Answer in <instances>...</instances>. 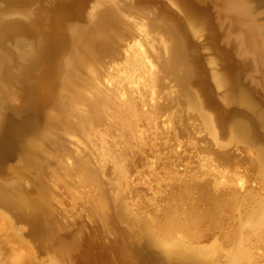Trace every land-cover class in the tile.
I'll return each instance as SVG.
<instances>
[{
    "label": "bare ground",
    "instance_id": "obj_1",
    "mask_svg": "<svg viewBox=\"0 0 264 264\" xmlns=\"http://www.w3.org/2000/svg\"><path fill=\"white\" fill-rule=\"evenodd\" d=\"M85 1L86 0H65L62 3L60 1L59 3L61 5H57L58 7L53 6L51 14H49L50 19L45 29L46 31L43 35L44 38L37 42L35 48V55L37 54L42 62L41 70L36 76H32L29 73V70H31L34 65V61L32 60L34 55L28 62L29 65L22 71L23 76L21 77L23 79L21 80H24L23 82L29 81V83L27 82L28 84L25 85L26 88H22L24 90L22 93L24 100L22 101V97L20 96L18 103L16 101L15 105L13 104L6 107L5 110L0 113V175L3 176L1 179L4 182L3 186H0V204L4 209L9 206L8 197L10 196L9 193H12L14 190V179L18 176L19 178L20 176L25 178L26 174H28V172L30 173V170L36 169L38 171V169L46 165L48 159L45 160L43 158L44 155L42 154L40 140L45 138L51 141L53 138V142L55 141V143H58V138L52 137V134L49 132L52 123H54L55 118H58V116L54 110L53 113L56 115L54 118L50 110H53L52 108L59 109L62 107L61 99L63 98V93H65L63 91L67 90L65 88L68 86H74L77 82L75 78L76 73H74L76 68L81 67L86 69L89 66L85 67L88 64V60L95 59L96 54L100 55L105 53L108 46L107 43L110 40L109 29L117 24V15L113 14V9L110 7L111 5H116L113 1H111V4H108V6L101 8L102 10H98V6H100V4L103 5V0H96L93 5L91 4L92 7L86 14V27L67 24L69 19V16L66 14L67 9H77L71 15L73 18H79L81 15V12H79L80 6L83 5ZM201 1L202 0H170L175 8L177 7L184 12L185 20L184 22H176L174 19L172 20V18H169L171 13L168 15L163 12V18L169 20L165 22L171 24L172 34L169 35H173V37L170 39L171 41L167 40L168 42H165L162 38L160 39V52L164 61L168 63L171 62L173 68V65L177 64V62L185 61L188 50L191 48L189 35L191 34L194 36L197 33L198 27L201 25L207 29L212 43L218 48L217 54L221 57V62L225 67H223V74H211L212 81L217 90H219L218 88H224L227 91V96L224 94L226 96L224 100L228 103V108L231 106L229 105L230 103L236 105V111L228 110L225 111L226 113H222L218 110L217 105L214 107L215 104L213 105L209 99H203L205 102L200 100L197 94H203V96H205L204 90L202 89L203 86L200 87L203 91L196 94L195 99L191 100L192 104H187V106H190L187 108H192L191 114L194 116L193 118H196L198 122L201 123L204 129L203 131H206L205 133L208 135V138L220 149L219 151L221 154L226 158L237 157L235 159L236 161H234L237 163L240 162L242 168L233 165L234 169L229 170L226 169L227 167L225 165H223L222 168H216L213 166V164H216L215 161L210 164L212 167L210 171L208 170L209 176L207 177L211 179V188L214 190L218 189V191L223 190L222 192L217 191L220 195L216 198L214 197L213 202L207 201L208 197L206 196L210 197V195L204 193V191L207 192V189H202L194 183L190 185L191 187L189 186V189L193 188L194 190L189 192L188 195L186 194L188 185L185 189L179 190L178 193H174L173 191L168 192L170 197L166 196L169 199L171 198V202H167L169 199L165 198V196L155 197L151 190L152 203H150L151 207L148 206V212L145 213L147 214V218L144 219L139 218L142 212H140L141 208L135 207L137 204L135 206L133 205L135 208L132 206L133 208L131 207V209L136 211L135 209L138 208L140 210L137 209V211H133V213L129 209L130 206L127 204L117 203L118 192L115 196L100 195L99 198L95 200L96 202L92 207V211H94L95 214H98L102 220L106 221L108 217L104 215V210L113 205L115 207L114 218L127 221L132 226L128 228L130 229L129 231L119 234L120 241L132 247L131 264H264V146H260L262 145L260 143L262 136L260 137V134L258 136L259 131L262 132V134L264 133V101L257 95L256 87L258 85L253 84V86H246L241 83L243 74L250 82L254 81L255 78L261 79V81L264 82V30L255 24L254 21L255 10L259 9L264 11V0H205V3ZM170 2L168 1L169 4H171ZM50 5L52 4L50 3ZM211 8L214 9V12H211ZM157 9L159 8L157 7ZM117 11L119 10L116 8V13H118ZM121 17L122 15L119 16V18ZM119 20L122 21L124 19ZM20 23L10 22L0 27V38L8 37L17 32L27 34V27ZM126 23L129 27L131 26L134 30L130 28L135 32L134 36L131 32V37H133L130 41H127L124 50L122 49L123 55L120 62L114 63V65L111 66L113 69L108 73V78L103 80L102 85L99 83L100 81L94 73L90 72L88 81H90L89 83L92 87V91L88 92L89 96H86L83 100H81L83 96H80V99L76 95L74 96L75 98L77 97L79 101L85 102V104L82 102L80 103L82 105L84 104L83 107L86 105L88 110H84L81 107L79 109H76V107L69 110L71 118L77 125L73 126V124V129L74 127H78L86 134H90L93 130V126H101L102 134L100 137L96 138L100 140V148L103 150L98 161L101 172L105 171L104 164L101 162H104L109 152H113L115 156H119V153L121 154V151H125L126 149L133 154L142 152V146L146 145V141H148L149 137L154 133L153 131H149L155 129V126L158 124L157 120L160 117L158 108V100L160 99L158 98L156 86L157 75L160 74L161 61H158L157 55L155 56L153 54L152 47L149 46L150 38L148 35L150 31L148 32L146 24L141 21H129L128 19H126ZM184 28L187 30L186 33ZM199 30L201 32L202 29H198V31ZM153 37L151 38L153 39ZM170 37L171 36H169V38ZM226 43H231L230 47L226 46ZM69 46L70 48L71 46L73 47L72 52L74 55L70 52L71 49ZM155 49H158L157 46ZM78 51L80 57H74L76 55L75 52ZM156 54H158L157 51ZM5 61V57L0 55V75L7 68ZM194 64H189L188 62L186 67L184 64L182 67L183 69H181L182 76L180 79L178 78L179 81L183 77L187 78L188 81L190 79L193 83H200L199 79L193 75ZM210 65L212 67L215 66L214 63V66L212 64ZM78 73L80 74V71ZM9 75L12 77L11 74ZM182 80L184 81L186 79ZM182 80L178 83H181ZM193 83L191 85H193ZM192 98L194 97L192 96ZM5 99L6 96L0 95V102L4 105H6L4 103V101H6ZM86 106L85 108H87ZM161 108L162 107H160V109ZM209 110L215 111V115L213 113L208 114ZM188 112H186L187 115L189 114ZM23 115L26 116V118H23ZM188 117L189 116H187V118ZM227 117H239L232 125L229 124V126H231V130H229L231 135L229 136L227 146H232L235 150H239V153L235 156L234 153H230V151L225 153V147L220 145L219 135L216 133V129H218V127L222 128ZM189 119L190 117L188 120ZM190 120L194 121L192 118ZM198 122L197 124H199ZM71 123L73 122L70 121V124ZM169 123L171 122L169 121ZM171 128L170 131L175 129ZM37 137H39L40 140H36ZM192 138H194L193 135ZM48 142L46 141V143ZM51 142L49 143L50 145ZM87 142L89 141L87 140ZM50 145H48V147ZM50 147L57 148V146ZM207 148L209 147L207 146ZM209 150H211V148ZM211 151L209 152L211 153ZM209 152L208 154L210 155ZM235 153L237 152L235 151ZM206 156L208 157V155ZM7 159L14 160V164L3 166ZM209 159V161L206 159V162H212L213 159L217 160V156H210ZM150 163L149 161L148 165H150ZM79 164L78 162V165ZM80 167L79 170L83 171L86 176L94 181L95 173L93 169L83 162L80 164ZM149 167L150 166L147 168ZM151 168L153 169V165ZM257 170L261 171L258 172ZM61 171L64 173V170ZM114 171H117L118 181L124 179L122 172L123 168H121V166H117ZM35 173L36 172H34V176ZM65 175L63 174V177ZM143 175L141 177H143ZM190 175H192V173ZM38 177L32 176L29 180L30 183H32L31 190H33L30 193H34L35 198L27 202L37 211L30 220V223L35 226L39 217L47 211L46 188L43 184L38 182ZM114 177H116L115 173ZM187 177H190L189 174ZM118 181H116V186H118ZM252 181L253 183L250 184ZM143 182L144 180L142 183ZM97 184L96 182V185ZM128 184L129 182L127 185ZM180 186L182 187V185ZM222 186L223 188H221ZM246 186H251L253 190L245 189L243 192ZM146 187L148 189L151 188L148 183ZM17 190H19V192L16 191V193L20 194V189ZM72 192H75V190ZM239 193H242V196L239 197ZM215 194L213 196H215ZM19 200L22 199L19 198ZM201 202H203L202 211H200V214L194 216L197 211V209L195 210V206L197 207ZM197 208H199V206ZM2 210L0 209V264H37L38 262H36L37 260L34 254L23 255L21 250L15 252V249L18 248L19 245L22 246L25 245V243L22 241V235H20L21 237L17 235V231H15L17 229L14 230L12 220L10 221L7 213ZM55 228L56 227L52 224L48 229H38V231H42L44 235L43 239H46L51 238ZM43 239L40 242L41 250L46 251V244ZM82 245V243L71 239L59 256L66 259L71 258L72 260V258H74L73 256L76 258L79 252V258H76L77 260L74 264H78V259L81 264L104 263L102 258L99 259L95 253L91 252L92 246L90 244ZM146 255L150 257L149 262L144 261ZM59 256H56V259L58 262H62L63 259L60 260ZM146 257L148 258V256ZM147 258H145V260ZM62 264L64 263L62 262Z\"/></svg>",
    "mask_w": 264,
    "mask_h": 264
},
{
    "label": "rangeland",
    "instance_id": "obj_2",
    "mask_svg": "<svg viewBox=\"0 0 264 264\" xmlns=\"http://www.w3.org/2000/svg\"><path fill=\"white\" fill-rule=\"evenodd\" d=\"M60 1L62 3L65 0H52V1L0 0V14H1L0 27L10 22H18V23L21 22L20 24L26 26L28 29L27 34L23 32H17L9 35L8 37L0 38V55L5 57L6 60L5 62L7 67L6 70L0 75V95L6 96L5 99L6 101H4V103L7 106L2 104V102H0V113L3 112L6 107L11 106L13 104L15 105L16 101L18 103V101L20 100V96L22 97V101L24 100L22 94L24 92L23 89L26 88L25 85L28 84L29 81H27L28 82L27 83V82H23L24 80L23 81L21 80L23 79L21 77L23 76L22 71L25 70L26 66L29 65L28 62L35 55V48L37 42L41 41L44 38L43 35L46 31L45 29L50 19L49 14H51V9L53 8V6L58 7L57 5H61L59 3ZM95 1L96 0H86L84 4L80 6L79 12H81V15L79 18H73L71 15L77 9L76 10L67 9L66 14L67 16H69L67 24L69 25L71 24V26L78 25L80 27H86L87 26L86 14L90 11ZM103 1H104L103 5L100 4L101 7L98 6L99 7L98 10H102L101 8H104L105 6H108V4H111V1H113L117 6H119V7H117L116 5L110 6L113 9V14L117 15L116 18H118V21L117 24L114 25V27L109 29L110 40L107 43L108 46L105 50V53H102L100 55L96 54L95 59L93 58L92 60H88L87 61L88 64L86 63L87 65L85 66L87 67L89 65L86 68L87 70L81 67L76 68L74 73H76L75 78L78 83L76 82L74 86L72 85V87L68 86L67 88H65L67 90L63 91L66 93V95L65 93H63L62 95L63 98L61 99L62 100L61 108L63 110L61 108H59L60 110L58 108H52L53 110H50L52 111L50 113H52V116H54V118L56 116L55 113H53L54 110L56 111V114L58 116V118L57 117L55 118V120L57 121L54 120V123H52V127H50V131H49L52 134V137L54 136V138H58L57 139L58 143H55V141L53 142L52 137H51L52 138L51 141L53 143L50 140H46L45 138L40 140L39 137H37L36 139V140L39 139L41 141L42 154L44 155L43 158L45 160L48 159L46 165L42 166L40 169H38V171L36 169L35 170L29 169L30 173L28 172V174H26V176L30 175L27 176L28 178L26 176L25 178L23 176L22 177L20 176L21 179L19 178V176L16 177L13 181L14 190L12 191V193H9L10 196L8 195L9 206L5 207L4 209L3 206L0 204V209L1 210L3 209L2 211L7 213L10 221L12 220L14 224L13 226L14 230L17 229L15 230L17 231L16 232L17 235L19 236L22 235L23 238L22 241L25 243V245L22 246L19 245L18 248H16L18 250L15 249V252H19L21 250V253L23 255H28L31 253L34 254V256H36V260H37L36 262H38L37 264L40 263L62 264V262L64 264H74L77 260L76 258H79V252L78 255H76V258L75 256H73L74 258H72V260L71 258L66 259V258H61L59 256V254L62 253L63 249L67 247L68 242L71 239L76 242L82 243L83 245L90 244L92 246L91 252L95 253L99 259L102 258L104 262L103 264H131L132 247L130 245L127 246L126 243L124 244L122 241H120L119 234H121L122 232L129 231L130 229L128 228L129 227L131 228L132 226L127 221L120 219L118 220L117 218H114L115 207L113 205H111V207H109L108 209L104 210L105 212L104 215L108 217V220L104 221L100 218L98 214H95L94 211H92V207L94 206L93 204L96 202L95 200H97V198H99L100 195L104 194L105 196H115L117 195L118 192L117 200H116L117 203L127 204L128 206H130L129 209L131 210V212L134 211V209L132 210L131 207L137 204V206L135 207L141 208L140 212H142V215H139V218L144 219L147 218L146 217L147 214L145 213L148 212L147 210L148 206L151 207L150 203H152L151 201L152 191L155 197L165 196V198H168L170 197L168 192L173 191L174 193H178L179 190L185 189L188 185V189L186 190V194L188 195L189 192L194 190L193 188L189 189V186L194 183L198 185V187H201L202 189H207L206 190L207 192L204 191V193L210 195V197L206 196L208 197V199L207 198L206 199L209 202H213L214 197L216 198L217 196L220 195V193L218 192H222L223 190L218 191V189L214 190L211 188V184H210L211 179L207 177L209 176L208 170L210 171L212 167V165L210 166V164L214 163L215 161L216 164H213V166H215L216 168H222L223 165H225L227 167L226 169L229 170H233L234 166H240V168H242L240 162L239 163L235 162L236 161L235 159L237 157L226 158L224 155L221 154V152L219 151L220 149H218V147L214 145L211 142V140L208 138V135L205 133L206 131H203L204 129L202 128L203 126H201V123L198 122L196 118H193L194 116L191 114L192 108L189 109L187 108L190 107L189 105L187 106V104L190 105L192 104L191 100L195 99L196 94L201 93V91L204 90L205 96H203V94L202 95L197 94L200 100L205 102V100L203 99H207V100L209 99V101H211L213 105L215 104L214 107H216L217 105L218 110H220L222 113H226L225 111L228 110H234V112L236 111V105L230 103L229 105H231L233 109L231 106H229L228 108V103H226L224 100L225 97L227 96V91L224 88L223 89L218 88L219 90H217L216 86L212 81L211 74L217 73L221 75L223 74L225 67L224 64H222L221 62L222 61L221 57L217 54L218 48L212 43L207 29L201 25L198 27V29H202L201 32L200 30L198 31L197 29V33L194 35L195 37L191 34L189 35V42L191 48L189 49L190 51L188 50L185 61L177 62V64L173 65L172 68L171 62L168 63L164 61V58H162L161 56L162 54L160 52L161 50L159 47L161 38L165 40V42H168L173 37V35H169L172 34L171 26H170L171 24L166 23L169 20H165V18H163L164 17L163 12L167 13L168 15L171 13L169 15L170 16L169 18H172V20L174 19V21L176 22H184L185 17L183 11H181L177 7L175 8L170 2V0H103ZM168 1L171 4H169ZM206 1L202 0L201 2L205 3ZM49 2L52 5H50ZM157 7L159 9H157ZM116 8L119 10L117 11L118 13H116ZM212 9L213 8H211V12H214V9L213 11ZM121 15L123 18L122 17L119 18V16ZM254 18H255L254 20L255 24H257L259 27H261L262 30H264V11L259 9L255 10ZM119 19H124V20L120 21ZM126 19H128L129 21H139V22L141 21L142 23L146 24L148 32L150 31L148 35V37L150 38L149 46L152 47L153 54L155 56L157 55L158 61L159 60L161 61L160 65L162 70L160 69L159 71L160 74L157 75V86H156V89L158 91V98L160 99L158 100L160 117L157 120L158 124L155 126V129L149 131V132L153 131L154 133L149 137L148 141H146L147 142L146 145L142 146L143 147L142 152L138 154H133L126 149L125 151L124 150L121 151V154L119 153V156L118 155L115 156L113 152H109L104 162H101L102 164H104L105 171H103L104 172L103 173L100 171L98 164L99 156L102 154L103 150L100 148L101 147L99 144L100 140L96 139L100 137V135L102 134L101 126L99 125L93 126V130L90 132V134L88 133L86 134L78 127L77 128L74 127L73 129V126H75L76 123L71 118V113H69L70 112L69 110L71 108L73 109L76 107H77L76 109H79L81 107L84 110H88V107L86 105L85 106L87 108H85V106L83 107L85 102H82L81 100L86 98V96L88 97L89 96L88 92L92 91L91 90L92 87L89 83L90 81H88L90 72L94 73V75L100 81L99 83H101L102 85L103 80H105V78L106 79L108 78L109 76L108 73L110 72L111 69H113L111 66H113L114 63L120 62L123 55V50L125 48V44L127 43V41L131 40L135 32V31L133 32L134 29L130 26L133 29L132 30L129 27V25L126 23ZM184 31L185 33L187 32L185 28ZM131 32L133 33L132 37H131L132 35ZM167 35L171 37L169 38V36ZM153 36L155 37V39ZM151 37H153V39ZM152 45L154 46V49L156 48V46L158 49L157 50L155 49L154 51ZM230 45L231 43L229 44L226 43V46L230 47ZM72 48L73 47L71 46L70 52L72 53V55H74V53L72 52ZM156 51L158 54H156ZM75 54L76 55L74 57L76 56L80 57L79 51L75 52ZM32 60L34 61L33 62L34 65L32 66L33 68L29 70V73L32 76H36L39 74L41 70L42 62L40 58L37 56V54L33 57ZM188 62L189 64L191 63L194 64L195 62L196 65L194 64L193 66L194 68L193 75L196 76L197 79H199L200 81L199 84L191 82L190 79L189 82L187 78H183V77L182 79H186V80L183 81L181 79L182 82L178 83L181 81L178 80V78L180 79L182 76L181 69H183L182 67L184 66V64L186 67L187 66L186 64H188ZM213 63L215 66L213 65ZM210 64H212L214 67H212ZM78 69L80 71V74L78 73L79 72ZM9 74H11L12 77ZM244 76L245 75L243 74L241 77V83L246 86H253V84L258 85L256 87L257 95L260 99L264 101V82H262L261 79H257V78H255L254 81L250 82V80H248ZM176 83L178 84V86ZM192 83L193 85H191ZM201 86H203L202 87L203 90H201L200 88ZM68 88L72 91H70ZM224 94H226V96ZM75 95L79 97V99L82 96L83 97L79 101L77 97L76 98L74 97ZM192 96L194 98H192ZM80 102L84 104L82 105ZM160 107L162 108L160 109ZM186 112H188L189 114L187 115ZM214 112L215 111L213 110L212 111L209 110L208 114L213 113L215 115ZM187 116H189L190 119L192 118L194 121L190 119L188 120L189 117L187 118ZM23 118H26V116L23 115ZM237 119H239V117L237 118L227 117L226 120L228 122L225 120L222 128L218 127V129H216V133L217 135H219L220 145L225 147L224 148L225 153L230 151V153H234V156L239 153V150H235L232 146H227V144H228L229 136L231 135V133L229 132V130H231V126H229V124L232 125V123L236 122ZM70 121H72L73 123L70 124ZM169 121L171 123H169ZM196 121L199 124H197ZM190 123L192 124V127ZM170 128L171 129L175 128V129L170 131ZM167 130H169L170 132ZM259 132H258V136L260 134V137L261 136L263 137V138L261 137L262 141L259 139L260 143L262 144L260 146L263 147L264 133L262 134V132L260 133ZM192 135L194 138H192ZM87 140L89 142H87ZM46 141L49 142L46 143ZM50 142L51 145L49 144ZM48 145L54 147L57 146L56 148L57 150L49 146L53 150L50 149ZM206 145L209 148H207ZM212 146L214 147V149ZM210 148L212 151L209 150ZM209 151H211V153ZM235 151L237 153H235ZM208 152L210 153V155L208 154ZM44 153L46 154V156ZM206 155H208V157ZM215 155L217 156V160L213 159L212 162L211 161L206 162V159L207 161H209L210 156L214 157ZM149 161L151 162L150 165H148ZM13 162L15 161L11 159H7L5 160V165L3 166L13 165L14 164ZM78 162L80 164L82 162L86 163L88 164V167L93 169V172L95 173L94 181L90 179L88 176H86L83 171L79 170L80 164L78 165ZM152 165H153V169L151 168ZM117 166H121V168H123L122 172L124 179L119 181L117 179L118 175L116 174L118 170L116 172L114 171L117 168ZM148 166L150 167L147 168ZM60 169L64 170V173ZM169 169L172 172H170ZM257 171L260 172L261 170H257ZM34 172H36L35 176H34ZM114 173L116 177H114ZM191 173L192 175H190ZM63 174L65 175L64 176L65 178L63 177ZM188 174L190 177H187ZM142 175L143 177H141ZM32 176L33 177L39 176L38 182H40L45 186L47 192V204H46L47 211H45V213L42 216H40L41 218L39 217L36 226L30 223L31 222L30 220L34 216V214L37 213V211L35 208H32L29 203H27L28 200H32V198H35V194L30 193L33 191L31 190L32 183H30L29 181ZM1 177L3 176L0 175V179ZM174 178L177 181L178 180L179 181L177 182ZM143 180L144 182L142 183ZM95 181L98 183L97 185ZM116 181L119 182L118 186H116L117 185ZM126 182L127 183L129 182L128 184L129 186L127 185ZM3 183L4 182L1 179L0 186H3ZM147 183L150 184L151 186L150 189L146 187ZM252 183L253 181L250 184ZM176 184H178L179 186ZM180 185H182V187ZM126 186L128 187L125 188ZM221 188H223V186ZM17 189H20L21 191L20 194L16 193V191L19 192V190ZM245 189L253 190L251 186L250 187L246 186L243 189V192ZM74 190L76 193L72 192ZM111 192L113 195L111 194ZM214 194L215 196H213ZM240 196H242V193H239V197ZM19 198L22 200H19ZM170 199L167 202H171ZM202 203L203 202H201L198 205L199 208L201 209L197 208L198 206L197 207L195 206V210L197 209V211L194 214V216L196 214L197 215L200 214V211H202L203 208ZM137 209L138 208H136L135 210L137 211ZM52 224L56 228L53 231L51 238L43 239L44 238L43 237L44 235L42 234L43 232L38 231V229L39 230L48 229L49 226ZM42 239L46 244V251L41 250L40 242L42 241ZM56 256H59L60 260L63 259V261L58 262ZM146 256H148V258ZM146 256L144 257V261L149 262L150 257L149 255ZM145 258L147 259L145 260ZM77 263L81 264L79 259Z\"/></svg>",
    "mask_w": 264,
    "mask_h": 264
}]
</instances>
